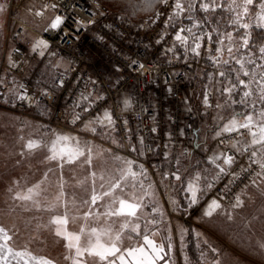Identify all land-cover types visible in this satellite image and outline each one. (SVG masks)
<instances>
[{"label": "rangeland", "instance_id": "rangeland-1", "mask_svg": "<svg viewBox=\"0 0 264 264\" xmlns=\"http://www.w3.org/2000/svg\"><path fill=\"white\" fill-rule=\"evenodd\" d=\"M220 1L222 0H207L212 4ZM228 2L234 13V21L239 15V23H235V28L221 32L223 42L219 43L217 48L220 51L215 52L220 58L219 64L224 61L233 62L231 69L235 72L239 86V80H243L239 78V74H243V71L236 61L241 60L243 70L249 73L253 86H259L260 83H256L253 75L259 70V66H262L263 63L260 62H263L264 54L260 52V56H252L253 49L243 47L242 42L244 38L249 39L252 26L259 27L256 17L264 0L259 2L254 0L246 15L243 14V0ZM180 3L184 5L185 12L179 16L172 15V18L177 17L180 20L194 16L193 9L187 8L189 0H180ZM38 5L36 0H0V49L2 41L4 44L5 27L11 11L12 16L26 26L23 40L27 49L31 48L39 54L37 59L29 62L25 76L34 79L37 89L41 90L40 85L52 84L58 70L65 69L67 64L48 55V48L38 44L42 41L41 30L44 25L52 24L55 20V15L51 11L44 13L45 17L38 18L36 14L41 9V5ZM108 12L123 20L121 15L109 10ZM241 23H247L249 27L241 28ZM227 33L232 34L231 40L228 39ZM189 34L187 31V36ZM197 42L201 45L202 41H195L194 44ZM194 44L190 46L194 47ZM182 46L185 48L188 46L190 56L198 59H189L194 64L196 84L189 94L190 100L187 104L192 107L193 101L194 104L197 102V105L201 104L206 111L208 131L200 129V137L205 142L202 148L203 158L209 166L205 165L203 170L201 167L194 171L196 173L187 175L183 192L178 197L173 191L178 176L173 181H168L165 176L163 178L157 173L160 168L155 173V178L150 177L145 168L113 149L117 146L112 145L121 146L120 138L113 134L110 123L104 120V117L90 123L95 129L93 133L95 138L90 140L47 127L32 117L7 109L6 106L11 105L19 97L17 91L19 79L4 66L7 60L2 64L0 59V228L11 237L8 247L14 252L26 251L33 257L50 261V264H74V261L78 264H108L107 261H100L98 257L87 252L77 257L74 248L66 247L68 242L56 235L58 226L51 223L53 217L66 215L67 231L81 235V248L88 247L89 240L95 242V237L91 235L92 228L98 231L109 229L112 237L120 233L121 240L118 246L121 250L142 245L143 235L147 234L158 246L165 245L169 251L167 254H173L174 257L169 258V264H264V247H261L264 245V169L260 174V209L255 207L239 209V198V204L237 201L230 205L222 204L209 191L210 182L222 166L221 152L213 144L217 133L223 132V126L232 119L239 123L245 122L244 118L247 115L252 116V128L258 132V126L264 124V116L261 115L264 108L259 109L258 102L250 101L248 108L249 110L254 108V111H249L245 116L225 118L221 122L218 119V112L224 107L226 99H232L234 91V87L228 85L230 84L228 75L223 66L206 71L207 66L201 59L211 58L209 51L203 54L204 51L200 47L198 49L200 55L197 56L190 51L189 44ZM229 47L232 48L231 53L228 52ZM221 72L224 76L220 75ZM190 74L191 71L189 77ZM258 79L260 80V77ZM253 86L249 88L244 86L245 91L249 92ZM227 88L233 89L232 94L226 91ZM208 92L213 95L214 108L207 110L203 104V97ZM57 135L72 136L79 140L81 147L85 149V156L74 163H64L63 167L60 166L62 161L49 160L48 157L51 155L49 148ZM251 141L252 138L247 143L252 145ZM29 142H35L37 147L29 149L27 147ZM88 147L92 149L91 163L87 162ZM252 147L259 162H264V144ZM127 161L132 162V171L137 173V176L128 177L123 181L124 191L117 189L114 196L139 204V210L136 217L108 216L107 205L111 203L112 198L104 197L92 205L90 198L93 189L97 193L106 190L109 181L118 179L122 171L128 167ZM101 176L104 177L103 180ZM102 183L104 189L101 188ZM189 183H195L198 188L195 204L190 203V193L187 191ZM36 185H39V188L35 189L37 194H33L31 200L16 199L17 195H27L28 189ZM85 200L89 203H84ZM213 200L220 207L213 211L211 216H206L205 212ZM118 206L112 204V209ZM256 211L260 212L259 221H254ZM85 213L91 215L86 219ZM126 223L129 226L123 228L122 225ZM135 225H139L137 229L139 235L131 230ZM81 228L85 229L83 234L80 233ZM2 235L0 234V244L3 243ZM101 241L107 244L109 238L102 236ZM0 255H4L3 251H0ZM112 259L115 258H109ZM8 264H23V260L9 256ZM157 264L160 262L157 261Z\"/></svg>", "mask_w": 264, "mask_h": 264}, {"label": "built area", "instance_id": "built-area-1", "mask_svg": "<svg viewBox=\"0 0 264 264\" xmlns=\"http://www.w3.org/2000/svg\"><path fill=\"white\" fill-rule=\"evenodd\" d=\"M36 1L41 5L38 18L53 11L55 19L62 20L58 28H46L41 39L49 54L67 67L57 74L54 90H38L25 76L28 63L38 54L27 49L23 40L26 26L10 11L2 64L8 53L4 66L19 79V97L6 108L90 140L95 138L90 123L107 112L121 143L113 149L141 165L153 178L165 162V178L173 181L177 158L190 154L194 118L187 104L192 90L189 72L194 64L170 54L178 42L175 35L183 28L181 23L170 24L175 1L162 3L141 27L112 16L96 0ZM201 47L208 50L207 39L202 40ZM212 100V93H205L207 110L214 108ZM36 108L45 113L37 114ZM250 136L248 129H240L220 132L214 139L222 166L209 191L222 204L234 203L261 174L257 155H252L255 150L245 143ZM227 156L232 157L230 165L223 162Z\"/></svg>", "mask_w": 264, "mask_h": 264}, {"label": "snow or ice", "instance_id": "snow-or-ice-1", "mask_svg": "<svg viewBox=\"0 0 264 264\" xmlns=\"http://www.w3.org/2000/svg\"><path fill=\"white\" fill-rule=\"evenodd\" d=\"M161 3H167V0H160ZM256 2H259V0H256ZM145 3L148 8L152 6V0H145ZM233 3H235V0H233ZM254 4V0H243V14H247L249 11V6ZM176 11L173 13V16H179L181 13L185 12V7L180 3V0H175L174 5ZM195 7V4L193 0H189V3L187 5L188 10H191ZM199 8L204 11L208 12L210 9L215 10V5L212 3L207 2V0H201L199 4ZM256 19L258 20V26L261 28H264V3L260 4V12L257 14ZM62 23V20L60 17H57L51 24V27L53 29L58 28L60 24ZM234 23H239V15L237 17V20L234 21ZM241 28L247 29L249 25L247 23H241ZM188 31L191 33V29H184L181 28L177 31L175 35L176 41L180 42L183 45L189 44V38L182 35L183 32ZM227 37L229 40L232 39V34L227 33ZM193 41H198L201 39L200 36L193 35L192 36ZM38 44H43L44 47H47L46 44H44L43 41H39ZM242 46L247 48L249 46V40L247 38L243 39ZM201 45L200 43H195L194 47L190 46V51L195 55H200L198 49H200ZM217 52L220 51V49L216 50ZM228 52H232V48H228ZM260 52L264 54V47L260 48ZM251 62V61H249ZM132 64H135V61L131 62ZM224 63H228V61H224ZM237 64L240 65V70L243 71L244 76H248L249 73L247 71H244V65L241 60L236 61ZM141 69L144 67L143 65L139 66ZM221 76H224V73H220ZM260 90H261V99L264 100V75L260 77ZM240 86H247L245 84V81L239 80ZM235 87V85H233ZM232 88H227L226 91L231 94ZM250 95L249 92L245 91L243 93V97H248ZM205 103H207V98H205ZM262 116H264V112L261 113ZM245 122L239 123L236 119H232L228 123H226L223 126V132L230 133L239 131L240 129H248L250 135L252 136V145L256 144H264V124H260L258 126V132L251 131V128L253 127L252 123V116L247 115L245 116ZM104 120H106L108 123H112L111 116L106 112L104 114ZM95 123V121L91 122ZM220 133H217L219 135ZM27 147L29 149L37 147L35 142H29ZM49 151L51 155L48 157L49 160H60L62 161L61 167H63L64 163H74L76 160H78L80 157L85 156V149L81 147L80 141L77 140L75 137L72 136H66V135H57L55 139L52 141L51 146L49 148ZM88 163H91V153L92 149L91 147H88ZM252 155H256L255 151L252 153ZM119 159V157H117ZM225 165H230L232 161L231 156H227L224 159ZM128 167L122 171L119 178L116 180H110L109 186L106 190H103L101 193H97L95 189H93V193L90 198V202L92 205H95L99 200H102L104 197H111V203L107 205L108 211L106 212V215L108 216H128V217H136L137 212L139 210L140 205L134 202H131L129 200H125L120 197L114 196V193L117 189L120 191H124V188L122 187V182L127 180L128 177L135 178L137 176V173L132 171L131 168V161L126 162ZM260 167L264 169V162L260 163ZM223 172L224 169H221ZM95 177V173L92 174ZM101 180L104 179L103 176L100 177ZM179 179V177H177ZM199 177H197V180ZM39 188V185L34 186V188L28 189V194L24 196L17 195L16 199H22V200H31L33 194L35 193V189ZM101 188L104 189V184H101ZM187 191L190 193V203L195 204L197 202V191L198 188L195 183H189ZM61 195H63V192H61ZM84 203H89V201L85 200ZM112 204H118V208L112 209ZM237 204H239V200H237ZM220 205L213 200L211 204L208 207V210L205 212L206 216H211L213 211L218 209ZM91 215V213H85V218L87 219L88 216ZM230 218V217H229ZM52 224L57 225L56 229V235L63 237L68 243L66 247L69 249H75L76 256L81 257L84 255L85 252H87L89 255L96 256L99 258L100 261H107L108 264H117V261L119 264H157V261L163 260L164 257L161 255V253L164 252L163 246H158L152 239L149 238L147 234L143 235V244L140 246H135L131 248H127L124 250H121V248L118 246V242L121 240L120 233H117L114 237L110 235L109 229H103V230H97L96 228L91 229V235L95 237V242L93 243L91 240L88 242V247L81 248L80 246V240L81 235L80 234H74L69 231H67V224L68 219L67 216L63 217H53L51 220ZM129 225L126 223L122 225L123 228H127ZM139 228V225H135L131 230L133 232H137V229ZM85 231L84 228L80 229V233L83 234ZM0 234L2 235L3 243L0 244V251H3L4 255H0V262H3V264H8V257L11 256L13 258H19L20 260H23V264H50V261L45 260L43 258H36L33 257L30 253L26 251H13L10 247H8V241L11 239V237L8 236L7 232L0 228ZM139 235V232H137ZM108 237L109 242L107 244L103 243L101 241V237ZM169 250L171 249V245L169 244ZM261 247H264V245H261ZM110 257H114L115 259L109 260ZM74 264H78L77 261H74Z\"/></svg>", "mask_w": 264, "mask_h": 264}, {"label": "trees", "instance_id": "trees-1", "mask_svg": "<svg viewBox=\"0 0 264 264\" xmlns=\"http://www.w3.org/2000/svg\"><path fill=\"white\" fill-rule=\"evenodd\" d=\"M103 6L107 8L112 13H117L121 15L123 18V21L127 22L132 27H141L144 24L148 23L154 14L156 13V10L158 6L160 5V0H152V6L150 8L147 7L145 0H96ZM175 1V0H174ZM195 7L193 8V14L189 19H178L171 18V25L179 24L181 23L184 29H191V33L187 36V31L183 32L182 35H185L189 38V47L190 45H193L195 41H193L192 36L197 35L201 37L202 39H207L209 43V48L207 51H209V54L211 58H202L203 62L205 63L206 71L209 70H215L218 66H223L227 77L230 79V86L235 85L234 91L232 94V99H226L224 102V107L218 112V119L223 122L228 118L235 117V116H245L249 113V111H254L253 109L249 110L248 104L250 101H255L259 103V109L264 108V100L261 99V90L260 85L254 87V83H251V77L244 76L242 73L239 74V78L243 79L245 81L246 87L253 86L252 89H250L249 93L250 95L248 97H242L243 91H245L244 86H237L236 76L235 72L231 69V67L234 65L233 62L229 63H222L219 64L220 58L215 53L219 43L223 42V39L221 37V32L231 30L232 28H235L236 24L234 23V13L231 9V5L228 2V0H222L218 3H214L215 10H209L208 12H204L199 8L200 0H196L194 3ZM176 11V10H175ZM197 21V22H196ZM250 35H249V46L248 48L253 49V55L260 56V48L264 47V28L252 26L250 28ZM205 37V38H203ZM206 51L203 52L205 54ZM170 54L174 57H177L181 60H198L195 59L193 56H190L188 51V46L185 48L182 46L180 42H177L174 44ZM214 54V56H212ZM262 66H259V70L256 74L253 75V77L257 80L258 78L264 75V58ZM235 67V66H234ZM252 65L249 66L251 68ZM195 68V67H194ZM261 69V70H260ZM194 69L192 68L191 74L189 77L190 85L192 88H194L196 84V79L194 75ZM205 72V71H204ZM32 82H35L34 79H30ZM260 81V80H259ZM41 88L54 90V85H46L41 84ZM39 87V86H38ZM258 87V88H257ZM260 90V92H259ZM190 100V97H189ZM194 111V118L192 120V138L190 141V154L186 158H177V176L179 177L178 181L176 182L175 186H173V191L175 194L180 195L183 192V185H185L187 181V175L194 174L195 170L197 171L198 168L203 167L205 165L209 166V163L206 161L205 158H203V146H205V142L201 140L200 137V129L206 130L207 128V121L208 117L206 116V111L203 109V106L201 104L197 105V102L193 101V106L191 107ZM252 108V107H251ZM37 109V108H36ZM38 110V109H37ZM215 128V123L213 124ZM212 127V128H213ZM211 129V128H210ZM208 131V129L206 130ZM167 169V164L164 162L162 163V167L160 169L159 175L164 178L165 172ZM209 183V181H208ZM207 183V184H208Z\"/></svg>", "mask_w": 264, "mask_h": 264}, {"label": "crops", "instance_id": "crops-1", "mask_svg": "<svg viewBox=\"0 0 264 264\" xmlns=\"http://www.w3.org/2000/svg\"><path fill=\"white\" fill-rule=\"evenodd\" d=\"M13 2L11 1V4H12ZM39 6V5H38ZM41 8V7H40ZM50 12V11H49ZM51 12H53V11H51ZM48 13V12H47ZM46 13V14H47ZM54 13V12H53ZM55 15V14H54ZM46 16V15H45ZM45 16H43V17H45ZM48 27H51V24L50 23H48V24H46V25H44V27H43V29L41 30V32L43 33V31L46 29V28H48ZM3 39H4V37H3ZM29 50H31V48L29 49ZM31 51H33V50H31ZM47 52H48V55H50L49 54V51H48V49H47ZM3 56H4V44H3V41H2V44H1V49H0V59H1V61H2V59H3ZM38 56H39V54H38ZM38 58V57H37ZM8 59V53L6 54V57H5V61ZM29 64V63H28ZM29 66V65H28ZM27 69H28V67H27ZM27 69H26V71H27ZM66 69V68H65ZM65 69H59L58 70V72H57V74L60 72V70H65ZM57 74H56V76H57ZM56 78V77H55ZM29 80H30V78H28ZM31 81V80H30ZM54 81H55V79H54ZM35 83V82H34ZM36 84V83H35ZM52 84H54V82L52 83ZM38 86V85H37ZM40 87V86H39ZM41 88V87H40ZM42 89H45V88H42ZM37 114L39 113V114H41V113H45L44 111H41L40 109H36V111H35ZM33 120H35V121H38V122H40V123H42L40 120H37V119H33ZM103 122V121H102ZM43 125H45V126H47V127H51V126H48V125H46V124H44V123H42ZM99 125V124H98ZM110 125H111V128H112V131H113V134L115 135L116 134V132H115V130L113 129V127H112V123H110ZM51 128H53V127H51ZM56 129V128H55ZM59 130H61V129H59ZM62 131H64V130H62ZM64 132H66V131H64ZM68 133H70V132H68ZM72 134V133H71ZM73 135H75V134H73ZM77 137H79L78 135H76ZM80 138V137H79ZM252 137L250 136V138H248L246 141H245V143H247V141L249 140V139H251ZM89 141V140H88ZM90 143H93V142H90ZM121 144V143H120ZM248 144V143H247ZM250 145V144H249ZM112 146H119V145H117V144H115V145H112ZM250 146H252V145H250ZM120 147V146H119ZM133 149H136V150H138L139 148L138 147H133ZM253 149H254V147H253ZM256 152V151H255ZM256 155H257V153H256ZM257 160H258V156H257ZM134 162V161H133ZM258 162H259V160H258ZM259 164H260V162H259ZM149 174V173H148ZM151 177V176H150ZM155 178V177H154ZM260 175H258L251 183H249L240 193H239V195H238V197H237V199H236V201L238 200V198L240 199V206H239V209L240 208H259L260 209ZM5 206H6V204H4ZM4 206V207H5ZM255 211V210H254ZM254 211H252V213L254 212ZM255 214V216H254V221H259L260 220V212H258V211H256V213H254ZM251 216H252V214H251ZM260 225V224H259ZM162 246L164 247V252L163 253H161V255L164 257V259L163 260H159V262H160V264H169V258H172V256H173V254L171 253V254H167V253H169V251L167 250L168 248L165 246V245H163L162 244ZM166 249V250H165ZM174 257V256H173Z\"/></svg>", "mask_w": 264, "mask_h": 264}]
</instances>
